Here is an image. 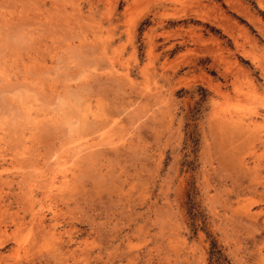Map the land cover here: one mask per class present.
Listing matches in <instances>:
<instances>
[{"label": "rangeland", "instance_id": "rangeland-1", "mask_svg": "<svg viewBox=\"0 0 264 264\" xmlns=\"http://www.w3.org/2000/svg\"><path fill=\"white\" fill-rule=\"evenodd\" d=\"M0 264H264V0H0Z\"/></svg>", "mask_w": 264, "mask_h": 264}, {"label": "bare ground", "instance_id": "bare-ground-1", "mask_svg": "<svg viewBox=\"0 0 264 264\" xmlns=\"http://www.w3.org/2000/svg\"><path fill=\"white\" fill-rule=\"evenodd\" d=\"M242 7V6H241ZM227 19V18H226ZM256 20V19H255ZM237 22V21H236ZM230 23V22H229ZM64 171V170H63ZM65 175H67V174H65ZM40 216V215H39Z\"/></svg>", "mask_w": 264, "mask_h": 264}]
</instances>
